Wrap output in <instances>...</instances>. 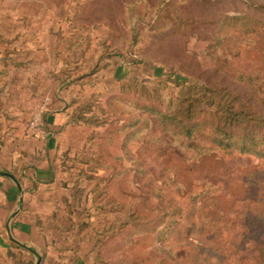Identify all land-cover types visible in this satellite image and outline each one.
I'll list each match as a JSON object with an SVG mask.
<instances>
[{
	"label": "rangeland",
	"instance_id": "374dc122",
	"mask_svg": "<svg viewBox=\"0 0 264 264\" xmlns=\"http://www.w3.org/2000/svg\"><path fill=\"white\" fill-rule=\"evenodd\" d=\"M254 21L264 0H0V173L20 186L6 200L0 177V264H256L264 159L164 117L212 110L206 87L264 115ZM66 68L93 73L65 87ZM67 106L97 119L59 132Z\"/></svg>",
	"mask_w": 264,
	"mask_h": 264
},
{
	"label": "trees",
	"instance_id": "16d2710c",
	"mask_svg": "<svg viewBox=\"0 0 264 264\" xmlns=\"http://www.w3.org/2000/svg\"><path fill=\"white\" fill-rule=\"evenodd\" d=\"M233 20V19H232ZM237 20V18H236ZM224 23L229 20H224ZM256 21L252 22L251 25H255L254 29L256 33L264 40V25H261L260 29L256 25ZM261 68L257 67L255 72H258ZM73 70L66 68L62 69L59 76L60 84L69 85L82 84L83 78H88L92 75L90 73H72ZM246 82L251 87L254 94H261L264 96V80L260 79L259 76L247 75L244 76ZM257 85V86H256ZM203 89L209 92L207 100L212 106V110L203 111L198 103L192 99L191 96H186L184 99L183 106L178 109L176 113L171 116L164 115L167 119L168 124L172 125L171 130H174V134L178 137H190L193 133L208 131L207 137L210 143L217 150L222 151L226 154H238V155H251L264 159V115H259L254 111L244 100L242 95L235 94L230 90H218L217 87H206ZM200 94V95H203ZM264 104V102H261ZM90 108H80L73 111L71 115V122L80 121L82 123H88L89 119L94 118V114H89ZM206 115L203 120L199 123L193 122L198 116ZM101 122L94 123L99 125ZM204 125L203 129H198L200 125ZM166 128V127H165ZM172 210V214L176 215L180 210L178 208ZM176 213V214H175ZM260 223H264L260 222ZM258 223L257 227H263L262 224ZM177 220L171 221L167 224V233L174 231ZM152 230V229H151ZM256 253L258 261L256 264H263L264 262V242L257 243Z\"/></svg>",
	"mask_w": 264,
	"mask_h": 264
},
{
	"label": "crops",
	"instance_id": "0c3cea01",
	"mask_svg": "<svg viewBox=\"0 0 264 264\" xmlns=\"http://www.w3.org/2000/svg\"><path fill=\"white\" fill-rule=\"evenodd\" d=\"M73 113V110L71 109V107L67 106L65 108H62L59 110V113L57 114L56 118L59 120V132L65 130L66 128H68L69 126H71V115ZM108 125H103V129L102 131L104 132L106 130ZM37 175L38 177L40 176H45V175H49L47 171H40L38 172L37 170ZM42 174V175H41ZM0 177H3L4 179L6 178L8 180V189H6L4 192L6 194V200H9L13 197V199L15 198V194L19 193V179L18 177H16L14 174L9 173V172H4V173H0ZM7 184V185H8ZM2 186L0 185V188ZM12 200V199H11ZM15 227H18L19 230L23 231L24 229L22 228L21 225L16 224ZM22 249H25L24 246H22ZM27 251L34 253L31 249H27Z\"/></svg>",
	"mask_w": 264,
	"mask_h": 264
}]
</instances>
